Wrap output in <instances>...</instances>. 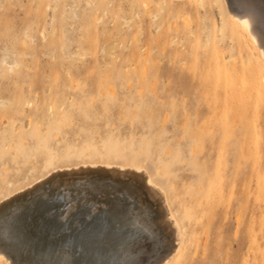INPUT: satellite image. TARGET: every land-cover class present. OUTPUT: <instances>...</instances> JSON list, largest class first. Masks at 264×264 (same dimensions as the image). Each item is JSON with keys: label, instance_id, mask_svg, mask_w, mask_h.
Segmentation results:
<instances>
[{"label": "rangeland", "instance_id": "obj_1", "mask_svg": "<svg viewBox=\"0 0 264 264\" xmlns=\"http://www.w3.org/2000/svg\"><path fill=\"white\" fill-rule=\"evenodd\" d=\"M237 1L0 0V264H264V61ZM83 162L145 167L173 221L102 170L7 203Z\"/></svg>", "mask_w": 264, "mask_h": 264}, {"label": "bare ground", "instance_id": "obj_2", "mask_svg": "<svg viewBox=\"0 0 264 264\" xmlns=\"http://www.w3.org/2000/svg\"><path fill=\"white\" fill-rule=\"evenodd\" d=\"M237 2L239 4L238 9L229 8V14L231 19L230 21L233 25L232 30L235 31L236 27H240L241 29H243V31L247 33L251 41L254 43L255 47L260 50L259 54L262 60L264 61V13L257 6H255L257 4H254L252 0H238ZM223 26H225V23L223 24ZM96 170H102L112 175L122 176L130 174L142 178L146 183V187L148 186L147 189L150 188V192H155L160 197L163 206L171 212V218L169 220L170 222L173 221L172 208H170V201L168 200L169 198L166 195L167 192L165 191V189H163V187H161L155 182L151 173L145 167L140 165L83 162L80 164L77 163L66 167H59L56 168L54 171L38 178L34 182L13 191L5 199L8 200L7 203L14 204L16 202H20L28 196H31L37 192H42L47 184L49 186V183L51 181H53L55 184H60L59 190L54 194H62V192H60L61 188H65V186L72 184V180L70 181L67 178L69 177V175H73L76 173L90 174L95 172ZM62 180L66 182L63 184ZM155 193H152L151 195L154 197L153 194ZM77 204L78 202L76 203V205ZM2 257H7V254L2 249H0V258ZM164 261L165 259H162L161 262L158 264H162Z\"/></svg>", "mask_w": 264, "mask_h": 264}]
</instances>
